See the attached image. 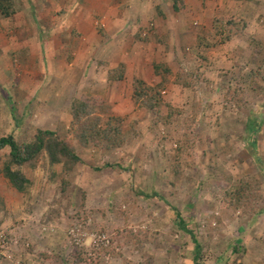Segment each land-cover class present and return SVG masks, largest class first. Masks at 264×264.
<instances>
[{"label":"rangeland","instance_id":"1","mask_svg":"<svg viewBox=\"0 0 264 264\" xmlns=\"http://www.w3.org/2000/svg\"><path fill=\"white\" fill-rule=\"evenodd\" d=\"M132 1L125 62L101 57L92 81L90 61L84 87L66 92L53 79L65 102L44 88L27 103L21 69L17 92L5 89L0 138L24 148L52 130L80 159L54 163L45 150L19 164L10 146L0 151V264H194V238L198 264H264V0ZM1 2L3 17L14 14L15 0ZM61 2L57 19L83 43L75 18L89 1ZM75 50L63 53L68 66ZM148 86L160 93L155 112L140 95ZM79 102L119 145L85 141ZM8 167L29 180L23 190Z\"/></svg>","mask_w":264,"mask_h":264},{"label":"crops","instance_id":"2","mask_svg":"<svg viewBox=\"0 0 264 264\" xmlns=\"http://www.w3.org/2000/svg\"><path fill=\"white\" fill-rule=\"evenodd\" d=\"M15 1V6L11 4L15 8L14 14L3 17L0 12V110L5 103L3 99L5 89L13 94L17 92L18 88L14 82L19 80L20 69L23 70L24 76L29 77L27 78L29 82L27 103L36 104L39 97H42L44 88H49L53 98L59 103L65 102L66 98L62 97L68 87L72 89L80 81L84 87L85 79L88 81L89 77L84 78L81 75L87 72L90 61L92 62L90 67H92L94 63L96 64L95 59L97 60L98 68L93 70L92 80L95 81L98 79L96 76L98 69H101L103 65L101 59L110 54L121 57V60H117V63H121L128 54L124 51L127 49L126 40L131 37V10L135 6L132 0H88V6L81 8L87 10L86 18L81 15L75 18L77 31L85 39L83 43L73 42L78 37L69 33L68 21L60 17L57 19L58 11L61 12L62 0ZM1 5L2 2L0 7ZM93 20L98 26L93 24ZM24 22L26 23L23 24ZM72 47L76 49L75 56L77 53L79 55L68 66L67 56L65 57L63 53ZM68 51L64 54L67 55ZM55 55L61 56L54 63L56 69L53 71L47 67L46 60ZM83 59H86L88 63L85 70L79 63ZM68 67H72L69 73ZM41 73L42 76H40ZM53 79L60 82L61 88L65 89L64 93L60 89L58 94L57 86L50 85ZM63 79L67 87H63ZM5 117L0 111V123Z\"/></svg>","mask_w":264,"mask_h":264},{"label":"trees","instance_id":"3","mask_svg":"<svg viewBox=\"0 0 264 264\" xmlns=\"http://www.w3.org/2000/svg\"><path fill=\"white\" fill-rule=\"evenodd\" d=\"M2 8V5H1ZM156 69L159 70V66H156ZM123 76L125 74H122ZM144 83V82H141ZM148 92H145V91ZM156 86H148V88L142 89L140 95H145L149 98V102H145L147 107L155 112L157 107L160 106L161 102L154 103V100H158L160 98V93L157 91ZM138 92V87H135V93ZM76 104V103H75ZM74 105V104H73ZM77 106L74 107L73 110V117L74 123L78 124L77 130L79 131L80 135L85 138V141H99L98 139L107 138L108 146L115 143V145H119L121 142H118V137L116 134L112 133L113 127L107 128H100V118L98 116H89V113L86 111V104L77 103ZM257 124H251L250 129L251 131H256ZM10 146L11 148V157L15 163H25L30 160H33L37 154L42 151H47L52 162H59L62 160H66L69 163L75 164L80 158L73 150L62 140H60L56 133L52 130H40L33 142L29 143L27 146L23 148L16 139L14 138L13 134L8 136H3L0 138V151L6 147ZM23 148V149H22ZM7 175L11 179L12 183L19 189L23 190L26 183L29 181L25 175H23L19 171H13L10 167H8ZM156 193L149 194L155 195ZM243 195L241 192L234 196L236 199V207H239L243 202ZM177 218L179 225L189 234L192 235V230L188 228L187 223L182 217L180 213H177ZM194 238V235H192ZM194 242L196 243L195 247V257H194V264H198V259L201 256V244L194 238Z\"/></svg>","mask_w":264,"mask_h":264}]
</instances>
